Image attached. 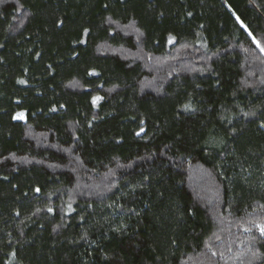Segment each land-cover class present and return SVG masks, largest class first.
I'll use <instances>...</instances> for the list:
<instances>
[{"label":"trees","instance_id":"trees-1","mask_svg":"<svg viewBox=\"0 0 264 264\" xmlns=\"http://www.w3.org/2000/svg\"><path fill=\"white\" fill-rule=\"evenodd\" d=\"M264 0H0V264H264Z\"/></svg>","mask_w":264,"mask_h":264},{"label":"snow or ice","instance_id":"snow-or-ice-1","mask_svg":"<svg viewBox=\"0 0 264 264\" xmlns=\"http://www.w3.org/2000/svg\"><path fill=\"white\" fill-rule=\"evenodd\" d=\"M261 232H262V234H264V228H261Z\"/></svg>","mask_w":264,"mask_h":264}]
</instances>
